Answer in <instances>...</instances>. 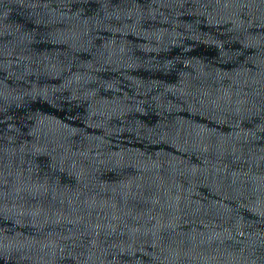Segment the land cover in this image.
Returning <instances> with one entry per match:
<instances>
[{
	"label": "water",
	"instance_id": "obj_1",
	"mask_svg": "<svg viewBox=\"0 0 264 264\" xmlns=\"http://www.w3.org/2000/svg\"><path fill=\"white\" fill-rule=\"evenodd\" d=\"M0 264H264V0H0Z\"/></svg>",
	"mask_w": 264,
	"mask_h": 264
}]
</instances>
